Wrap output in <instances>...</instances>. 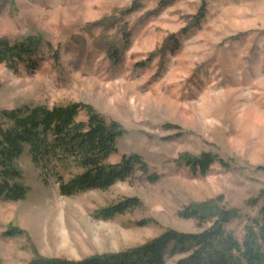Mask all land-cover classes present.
Wrapping results in <instances>:
<instances>
[{"label": "rangeland", "instance_id": "374dc122", "mask_svg": "<svg viewBox=\"0 0 264 264\" xmlns=\"http://www.w3.org/2000/svg\"><path fill=\"white\" fill-rule=\"evenodd\" d=\"M0 38L43 40L16 69L0 64V116L89 105L122 129L108 162L137 154L148 165L106 191L64 196L27 150L18 161L27 197L0 199V264L82 261L168 230L200 234L213 222L183 214L208 202L237 211L226 229L240 242L264 224V0H0ZM77 121H88L85 111ZM204 154L217 159L206 174L185 162ZM127 199L140 204L98 216Z\"/></svg>", "mask_w": 264, "mask_h": 264}, {"label": "trees", "instance_id": "16d2710c", "mask_svg": "<svg viewBox=\"0 0 264 264\" xmlns=\"http://www.w3.org/2000/svg\"><path fill=\"white\" fill-rule=\"evenodd\" d=\"M42 44L41 38L15 44L0 38V64L16 69ZM111 59L118 62V52L111 55ZM82 111L88 116L86 123L77 121ZM122 134L117 123L108 124L92 106L85 104L3 111L0 116V199L18 202L27 197L28 188L18 165L27 150L34 164L43 168L45 183L55 180L64 196L106 191L117 180L132 177L138 169L148 174V165L137 154L125 156L118 165L108 162L118 152L117 143ZM216 161L211 154L185 159L188 166L202 174ZM220 163L227 166L222 160ZM148 179L155 182L157 177L148 176ZM139 204L138 199H127L101 209L98 216L112 219ZM183 215L203 224L212 221V227L200 234L168 230L143 246L82 261L38 258L30 264H168V255L185 256L175 264H264V224L256 222L255 226L248 227L240 242L226 229V225L238 217L235 210H223L208 202L190 206Z\"/></svg>", "mask_w": 264, "mask_h": 264}, {"label": "bare ground", "instance_id": "6f19581e", "mask_svg": "<svg viewBox=\"0 0 264 264\" xmlns=\"http://www.w3.org/2000/svg\"><path fill=\"white\" fill-rule=\"evenodd\" d=\"M90 231H91V234H92V238L94 239V242L96 244L102 245V243L105 242V241H106V243H108L107 242V241H109L108 235L101 233L102 230H99L100 234H102L100 236L98 235V233H94L95 230H93V228H90ZM61 236H62V242H61L62 243V247L68 250L70 248V243H69V240H68V238L66 236V232L62 231Z\"/></svg>", "mask_w": 264, "mask_h": 264}]
</instances>
